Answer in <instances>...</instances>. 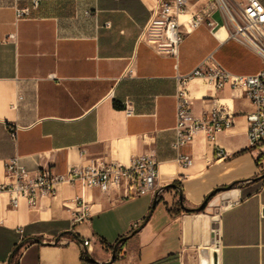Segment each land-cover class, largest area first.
<instances>
[{
	"label": "crops",
	"instance_id": "0c3cea01",
	"mask_svg": "<svg viewBox=\"0 0 264 264\" xmlns=\"http://www.w3.org/2000/svg\"><path fill=\"white\" fill-rule=\"evenodd\" d=\"M157 3L0 0V183L14 158L29 171L61 174L69 166L129 165L133 157L154 156L161 191L123 199L117 191L61 184L37 208L24 200L13 208L3 194L0 264L25 240L11 264H264V179L254 181L264 174V147L248 140L251 100L229 86L192 80L194 119L212 125L214 110L223 109L234 124L214 143L199 132L180 152L172 146L178 75L210 55L237 75L258 74L264 60L231 38L221 12L213 15L215 25L207 18L194 30L186 24L193 14L181 17L177 58L138 44ZM131 63L132 76H125ZM220 149L224 159L217 157ZM179 153L192 166H181ZM82 197L90 214L77 222L75 201Z\"/></svg>",
	"mask_w": 264,
	"mask_h": 264
},
{
	"label": "built area",
	"instance_id": "2783aa9c",
	"mask_svg": "<svg viewBox=\"0 0 264 264\" xmlns=\"http://www.w3.org/2000/svg\"><path fill=\"white\" fill-rule=\"evenodd\" d=\"M203 4L201 9L193 12L195 6ZM224 13L228 17L231 38L253 50L264 60V5L260 0H247L239 16L231 9L224 7L219 0H158L151 10L149 22L141 30L138 44L151 47L159 55L177 58L183 42L181 17L189 13L193 17L187 21V27L198 28L211 12ZM26 14L19 12V16ZM215 25L214 21L210 22ZM132 63L128 66L125 76H132ZM199 79L220 90L226 86L235 91L243 92L253 103L255 110L247 116L248 140L251 147H264V70L256 75L233 74L219 64L213 55L208 56L201 64L188 74L177 76V125L173 149L177 152L191 145L199 132H206L210 142H215L216 134L234 124L233 116L222 109L213 113V124L207 119H194L189 102V84ZM125 111L128 117L135 115L132 106L127 103ZM17 130L11 135L16 137ZM219 159L225 158V152L217 151ZM178 162L188 168L193 159L186 154H178ZM158 163L154 156L133 157L129 165L118 162L95 161L87 167L69 166L66 172L53 174L49 170L32 172L20 161L14 158L6 164L5 181L0 183V196L8 194L13 208L18 207L20 200L27 202L29 207L37 208L39 201L45 197H55L61 184L75 185L79 183L83 190L98 189L104 194L114 191L120 193L123 199H133L153 194L159 196L157 189ZM78 208L76 221L80 222L89 216V207L82 197L75 201ZM17 233L23 236V229ZM215 244L220 240L218 231L214 232ZM85 247H90L88 241Z\"/></svg>",
	"mask_w": 264,
	"mask_h": 264
},
{
	"label": "rangeland",
	"instance_id": "374dc122",
	"mask_svg": "<svg viewBox=\"0 0 264 264\" xmlns=\"http://www.w3.org/2000/svg\"><path fill=\"white\" fill-rule=\"evenodd\" d=\"M214 1L215 0H212V2H214ZM245 3H246V0H224V7L228 6L231 9V11L234 13L235 16H239L244 5H245ZM217 12H218V10L212 11L210 13L211 17L209 19H211V21H214L213 15H214V13H217ZM221 14H222L225 22L229 24L228 17L222 12H221Z\"/></svg>",
	"mask_w": 264,
	"mask_h": 264
},
{
	"label": "water",
	"instance_id": "95a60500",
	"mask_svg": "<svg viewBox=\"0 0 264 264\" xmlns=\"http://www.w3.org/2000/svg\"><path fill=\"white\" fill-rule=\"evenodd\" d=\"M264 179V174L262 175V176H260L259 178H257V179H255L254 181H258V180H263ZM219 191V190H218ZM212 196H214V194H212L211 196H209V198L205 201V203L201 206V208H200V210H203L206 206H207V204H208V202H209V200H210V198L212 197ZM180 200H182V196H180ZM154 207L155 206H153V209H154ZM148 220V219H147ZM147 220L145 221V223L147 222ZM136 233V232H135ZM58 241V240H57ZM28 242V240H25V241H23V242H21V244L15 249V251L11 254V256H10V258H9V261H8V264H11V262H12V259L14 258V256L16 255V253L26 244ZM86 255V258L89 260V261H91V262H95L92 258H91V256L88 254V253H86L85 254ZM112 260L114 261L115 260V253L113 254V257H112Z\"/></svg>",
	"mask_w": 264,
	"mask_h": 264
},
{
	"label": "bare ground",
	"instance_id": "6f19581e",
	"mask_svg": "<svg viewBox=\"0 0 264 264\" xmlns=\"http://www.w3.org/2000/svg\"><path fill=\"white\" fill-rule=\"evenodd\" d=\"M219 2L224 6V0H219Z\"/></svg>",
	"mask_w": 264,
	"mask_h": 264
},
{
	"label": "trees",
	"instance_id": "16d2710c",
	"mask_svg": "<svg viewBox=\"0 0 264 264\" xmlns=\"http://www.w3.org/2000/svg\"><path fill=\"white\" fill-rule=\"evenodd\" d=\"M235 185H236V184H235ZM235 185H233L232 187H234ZM208 198H209V197H208ZM208 198H207V199H208ZM207 199H206V200H207Z\"/></svg>",
	"mask_w": 264,
	"mask_h": 264
}]
</instances>
